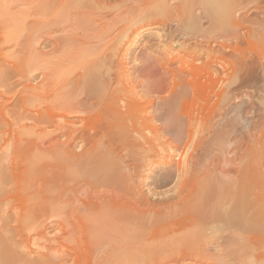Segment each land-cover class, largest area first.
<instances>
[{"label":"bare ground","instance_id":"obj_1","mask_svg":"<svg viewBox=\"0 0 264 264\" xmlns=\"http://www.w3.org/2000/svg\"><path fill=\"white\" fill-rule=\"evenodd\" d=\"M245 1L229 0L220 7L213 0L6 1L5 42L11 43L6 56L20 61L6 59L1 65L5 72L0 80L10 96L0 121L5 117L9 124L6 111L14 101L12 116L34 123L30 129H15L14 137L12 129L5 131L15 142H5L10 152L5 149V166H0V264H264V162H259L264 157V112L254 118L253 127L245 126L246 135L237 138L234 151L224 149L212 163H165L170 168L162 182L176 179L177 184L171 195L152 199L143 188L148 185L144 172L149 169L145 153L152 146L150 137L130 124L151 112L132 95L133 76L125 70L135 40L153 24L173 28L158 33V40L183 36L194 25V33L199 32L188 36V29L185 35L207 40L204 30L220 18L264 29V18L250 14ZM207 53L212 58L215 51L207 48ZM178 56L163 64L170 66ZM29 64L42 70L33 79L40 80H15ZM30 98L39 99V106L17 114ZM179 105L173 100L159 116L175 123L171 131L176 134L186 115ZM192 112L187 116L191 133L199 114ZM200 115L202 119V111ZM210 120L202 119L206 124ZM226 127L218 128L214 138L222 146L231 137L232 127L229 132ZM15 199L22 203L18 213L10 209ZM50 214L57 218L51 239L42 250L32 249L30 238L22 237L23 220ZM43 226L46 231L51 225Z\"/></svg>","mask_w":264,"mask_h":264},{"label":"rangeland","instance_id":"obj_2","mask_svg":"<svg viewBox=\"0 0 264 264\" xmlns=\"http://www.w3.org/2000/svg\"><path fill=\"white\" fill-rule=\"evenodd\" d=\"M6 1L7 0H0V61L3 62L0 64V74L4 70L3 66L1 67V65L5 64L6 59L9 61L12 58V61L13 60L20 61V58H18V57L16 58V56H15V59H13V57H11V56L10 57L6 56V53H9V50L11 48L10 47L11 43L5 42V19L8 16V14L6 12L7 10L5 11ZM221 1H222V3L220 4ZM228 1L227 0H213V4L216 7H220V5L225 4ZM245 6L248 8L247 11H249L250 14L253 13V15H257V13H258V15H260V18L261 17L264 18L263 17L264 16V0H246ZM262 26L263 25L256 23V24H251L248 27H243V26L239 25L238 23H235L231 20H230V22L229 21L224 22L223 18H220V19L216 20V22L212 25V27L210 29H209V27H206V30H204L203 36H205V37H203V39L208 38L207 39L208 41H207L205 39L204 40L194 39L191 36L188 37L190 34L192 35V34L199 32L198 31L199 28H197V32L195 30V33H194V29L197 27V25H196V27L194 25L195 28L192 26H190V28H188V27L186 28V31L188 33L190 31L188 36L185 35V34H187V32L185 31L186 33L184 32L183 36L176 37L177 39L175 37H170V39H169V37H168L169 40H167V37L163 36L158 40V35H159L158 33L163 34L166 31L170 32V31H172L173 28L171 29L172 26L171 27H169V26L161 27L158 24H153L152 26H150L151 28L149 27L148 29H146V34L144 32V34L140 35L141 37L139 36L135 40L137 45L135 44V46L133 47L134 52L132 53V56H131L132 60H131V58L127 60L128 62H127L125 70L127 73L129 72L128 74H131V76H133V79L131 78V80H133L132 83L135 86L132 87V91H131L132 95L135 92L136 97H138V101H140L141 103H143L145 105L147 104L148 105V112L150 111L151 113H149V114L147 113V115L144 116V118L140 117V118L133 120L130 124L136 125L137 129H139V134L142 133L141 132V130H142L143 134H145V135L147 134L150 137L149 138L150 143H151L150 145H152V146L149 145L150 146L149 149L151 150V152L149 150L148 151L149 153H147V152L145 153V154H147L146 156L149 159V164H148L149 169L144 172L145 177L147 178L146 183H148V185H144L143 188H144L145 192L150 197H152V199H157V200L163 199L164 196H167L169 194L171 195L173 192L172 190L175 188V185L177 184L176 179H173V182H172V180L162 182L161 176L170 168V166H167L166 164L173 161L174 163L172 165H174V167H176L175 166L176 163L186 164L190 160H192L195 165H198L201 163H207V164L212 163V160L217 159L219 156L221 157L224 155V153H225V152L223 153L224 149H225V151H227V149H229V150L233 149L232 151H234L237 148V145H239L238 139H240L239 141H241L243 139V136L246 135L247 129L245 126L253 127V125H252V124H254L253 121H255V120L257 121L258 117L260 118V114H263L264 103L262 102L261 97L264 94V91L262 94V90L264 89V82H263L264 81V73H263L264 71L262 69L263 68L262 63H264V60H263V58H264V52H263V50H264L263 49L264 48L263 47L264 46V37L262 35H264V34H263V31H261L263 29V28H261ZM164 27H167V28L164 30ZM198 27H200V26H198ZM188 29H189V31H188ZM191 29H193L192 32H191ZM200 29H201V27H200ZM157 31H159V32H157ZM228 32L233 37L230 34L226 35ZM205 33H207V34H205ZM223 35L225 36V39H222ZM154 36H155V38H154ZM184 36H185V38H184ZM229 36L231 38L228 40ZM226 38H227V41H226ZM162 39H163V42H162ZM208 42H210L211 45L208 44ZM182 43L184 44V46H181ZM149 45H151V46L149 47ZM199 45L200 46L202 45L200 47L201 51H199L200 50ZM204 47L214 49L215 54H213L212 58H209L208 53L206 54L207 48L204 49ZM170 48H171V50H170ZM45 50H47V49H45ZM173 50L175 51V53ZM168 51H170L169 54H168ZM173 53L175 55L179 54L178 58H176L172 62L173 65L171 64L169 66L168 64H163L166 60H169L172 58V56L174 55ZM170 55H171V57H170ZM168 56H169V58H168ZM197 58L199 60H197ZM36 60H34L35 63H36ZM259 62H261V63H259ZM35 63L33 64L34 66H35ZM33 65L29 64L28 66H22L20 68L19 76L14 78V79L17 81H19L18 79H20V80H22V82H30V81L33 82L34 81L33 83H36L38 80H40V78H38L36 80H33V79L36 78V76L38 77L39 75H41L42 70L39 69L38 67L34 68ZM172 66H174L175 69ZM251 68H253L252 71H251ZM4 72H5V70H4ZM23 74L25 76H21ZM1 75H0V77H1ZM179 76H180V78H179ZM250 76H252V77H250ZM173 77H174V80H173ZM30 78H31V80H30ZM191 78H193V79H191ZM26 79H28V80H26ZM209 80H211L212 83ZM173 81H174V83H173ZM0 83L2 84V85H0V91H1V94H0V102H1L0 103V112H1V109L3 108V112H4V116H5V109H4L5 108V101L7 100L8 96H10V95L6 94L5 90L7 88L5 87V81L2 82L0 80ZM261 85H263V87ZM196 88H197V90H196ZM15 90H18V89L16 88ZM187 91H188V93H187ZM235 91H237V92H235ZM135 93H134V96H135ZM236 93L238 94V96L236 95ZM138 94H140V95H138ZM211 94H213L212 97H211ZM1 95H2V97H1ZM5 95H6V97H5ZM226 95L228 98H226ZM141 97H144V98L142 99ZM196 97H198V98H196ZM15 100L16 101L19 100L21 102L22 97L17 96V98H15ZM38 100L39 99H36V98H35V100H34V98L28 99L25 102L23 107L19 106L20 112H18L19 111L18 110L17 114L22 113L24 111L29 112L31 109L35 110L36 105L40 101V100L39 101ZM148 100L149 101L152 100V101L149 102ZM173 100H175V102H177L178 105L181 104L179 106L181 107L182 111L184 113H186V115L184 116V119H183L184 121L178 125L179 131L177 134H176V132L171 131V129L173 128L172 126H174L173 124H175L174 122H172L171 119L160 120V117H159L160 115L163 114V112L166 111L165 109L167 108V105L170 102H172ZM146 101L151 103V104L147 103ZM210 101H211L212 106L211 105L207 106L210 104L209 103ZM2 102H4V103H2ZM257 102H258V104H257ZM237 103H239V104H237ZM11 104L12 105L8 106V111L9 110H11V111L10 112L6 111L7 112V115H6L7 121L9 122V120H10L9 124L8 123L6 124L4 122L5 117H3V123H1V121H0V166L1 167L5 166V149H6V153L10 152L9 151L10 147H8V145H5V142L7 144L9 142L11 144L10 146H12V142H15L14 138H13V141H12V139H11V141H9L10 140L9 135L5 134V131L6 130L10 131L12 129L13 130L12 131L13 136L12 135L11 136L14 137L15 132H16L15 129L17 131H21V129H22L21 127H23L22 125H26V127L28 126L27 129H30L29 126H32V124L34 123L33 121L26 120V119L21 120L22 119L21 117H20L21 119L18 120L19 117L16 116L17 114H15V116L18 118L15 119V117L12 116L14 114V111H15L14 101ZM39 104L37 105V107L39 106ZM123 104H124V102H123ZM222 104H224V105H222ZM225 104L227 105L226 107H225ZM232 104L233 105L236 104L234 108L237 109V110H234L236 113V114L234 113V115L235 116L239 115L240 117H238V118L233 117L234 111H232L233 110ZM241 104H244V105H241ZM163 105L165 107H163ZM231 105H232V107H231ZM239 105H240V107H239ZM205 106H206V108H205ZM162 107L164 108L163 111H162V109H163ZM28 108L29 109L31 108V109L29 110ZM184 109H186V110H184ZM215 109H216V111H215ZM230 109H231V111H230ZM255 109L256 110L258 109V110L256 111ZM199 110H200V112H199ZM207 110H208V112H207ZM191 111H193L192 113H194V111L196 113H199L198 114L199 117L201 116L200 113L202 111V119L204 121L210 120L213 116V118L211 119L212 121L210 120V123L208 121V124H206L207 122H203L201 117L198 118V115L196 114V116H197V117L195 116V119H196L195 123L196 124L193 123V127H194L193 131L194 132L191 133L192 132L191 130L188 131L189 130V128H188L189 127V123H188L189 117H187L188 114L191 113ZM238 111H240V112H238ZM203 112H205V113H203ZM213 112H214V114H213ZM237 113H239V114H237ZM9 115H10V117H9ZM194 115H195V113H194ZM205 115H207L209 118L208 119L203 118V116H205ZM157 116H158V118H157ZM255 116H257V117H255ZM244 117H246L247 119L245 118L246 120L241 121V119L243 120ZM239 118H241V119L239 120ZM254 118H255V120H254ZM199 119H200L201 123H199ZM11 120H13V121H11ZM148 120H149V122L147 124ZM163 121H165V122H163ZM239 121H241V124H242V122L248 121L250 126L247 125L248 123L246 125H243V124L241 125L239 123ZM31 122H33V123H31ZM227 123H229V124H227ZM194 124H195V126H194ZM225 125L228 128H230V126H231L233 132L232 131L229 132V130L226 127V131H228L229 134L231 133L230 134L231 137L228 138L229 140H227V142H225L227 144L223 143V146L225 144V146L223 147L221 144H219V142L217 140H214V138L215 139L217 138L216 135L219 134V133H217V131L221 127L224 128ZM9 126H11V128H9ZM34 128L37 129V131L40 130L39 125H36V127H34ZM49 129H50V127H49ZM241 130L243 132H241ZM155 133H156V135L158 133L160 136L157 135L158 138H156V135H154ZM151 141H153V142H151ZM191 141H192V143H191ZM216 141L218 142L217 144H215ZM196 142H198V143L195 144ZM192 144H193V146H192ZM76 150L80 151L81 149L77 148ZM177 150H178V152H177ZM221 153L223 155H221ZM230 155L231 154L228 153L227 156L231 157ZM140 156H142V155H140ZM263 156L264 155H262V157ZM183 158H185V159H183ZM263 158L259 159L260 164L264 162ZM223 159H224V161H226L225 158H223ZM262 167L264 168V166H262ZM156 184H158V185H156ZM8 186H11V184ZM150 188L154 189V191L156 193H158V195H154L155 198L152 195L153 194L152 191L149 190ZM21 208H22L21 201H18L17 199H15L13 202V208L11 207L10 209H11L12 213H18V212H20ZM56 219L57 218H56V216H54V214L53 215L50 214L48 217L47 216H41L39 218L28 217V218L24 219L22 222V226L25 229H23L22 234L24 233L25 236H22V237L24 238V240H25V238H28V237L30 238L29 243H30V246L32 247V249H36L37 251L39 249L42 250L41 247L45 243H47L51 239V237H52L51 235H53L52 225L56 222ZM44 223L51 225V226H49L48 230H46V231L43 230L44 229V226H43ZM25 243H26V241H25ZM24 248H26V247H24ZM34 255L36 256L37 253H34L32 256H34Z\"/></svg>","mask_w":264,"mask_h":264}]
</instances>
